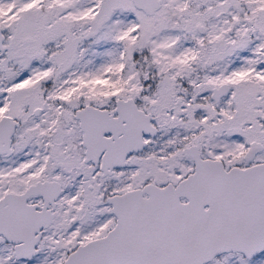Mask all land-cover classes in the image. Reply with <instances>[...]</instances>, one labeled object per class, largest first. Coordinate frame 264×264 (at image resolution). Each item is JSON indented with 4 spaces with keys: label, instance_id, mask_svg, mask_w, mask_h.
<instances>
[{
    "label": "snow or ice",
    "instance_id": "snow-or-ice-1",
    "mask_svg": "<svg viewBox=\"0 0 264 264\" xmlns=\"http://www.w3.org/2000/svg\"><path fill=\"white\" fill-rule=\"evenodd\" d=\"M0 264H264V0H0Z\"/></svg>",
    "mask_w": 264,
    "mask_h": 264
}]
</instances>
